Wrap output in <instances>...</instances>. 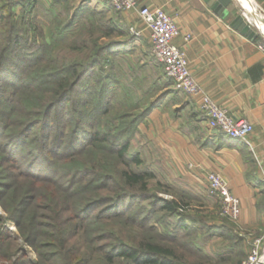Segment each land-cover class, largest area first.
I'll return each instance as SVG.
<instances>
[{
    "label": "trees",
    "instance_id": "16d2710c",
    "mask_svg": "<svg viewBox=\"0 0 264 264\" xmlns=\"http://www.w3.org/2000/svg\"><path fill=\"white\" fill-rule=\"evenodd\" d=\"M75 1L0 3V264H196L188 260L205 259L200 246L178 242L196 233L189 196H170L159 180L158 192L151 191L156 176L129 151L155 107L139 110L135 97L120 98L129 87L119 85L114 60L131 51L134 37L118 15L109 16L107 0H99L102 11ZM41 2L47 33L37 13ZM151 61L161 76L146 91L167 96L172 82L152 55ZM115 98L120 106L110 113ZM7 224L32 248L31 260L13 252ZM127 224L144 235L125 238L119 230ZM157 224L169 230L165 236ZM218 226L228 244L245 246ZM77 236L85 245H72Z\"/></svg>",
    "mask_w": 264,
    "mask_h": 264
},
{
    "label": "crops",
    "instance_id": "0c3cea01",
    "mask_svg": "<svg viewBox=\"0 0 264 264\" xmlns=\"http://www.w3.org/2000/svg\"><path fill=\"white\" fill-rule=\"evenodd\" d=\"M213 1L137 0V8L160 7L174 20L180 35L172 44L185 52L191 76L202 91L234 119L251 123L247 143L210 129L199 107L201 99L173 89L167 96L160 91L161 98L138 128L173 175L205 189L206 174L217 172L225 178L239 202L237 228L249 245L264 230V52L259 48L264 36L252 23L258 32L253 40L231 26L233 18L241 14L240 0H232L224 18L212 11ZM248 1L264 20V0ZM108 14L118 15L134 37V47L142 39L149 44L137 10L117 14L112 9ZM132 31L140 35L136 37ZM185 34L190 35L188 41Z\"/></svg>",
    "mask_w": 264,
    "mask_h": 264
},
{
    "label": "rangeland",
    "instance_id": "374dc122",
    "mask_svg": "<svg viewBox=\"0 0 264 264\" xmlns=\"http://www.w3.org/2000/svg\"><path fill=\"white\" fill-rule=\"evenodd\" d=\"M2 1L3 0H0V3ZM79 2H82V5L84 6H89L98 11H102L104 9L99 0H76L74 5L77 6L78 4H80ZM237 6L240 12L243 13L242 8L238 4ZM45 7V4L41 2V6L38 7L37 13L40 26L43 28L45 33H47L50 18L48 17V15L44 14ZM253 12H255L256 14L259 13L258 9L255 8L253 9ZM119 39L125 40V38ZM99 41L100 43H105L107 41V38H102ZM137 45L138 46L136 47L132 46L131 51L126 53L127 55H121L114 61H116L115 64L117 65L115 71H117L116 73H118L117 75H119V85H127L126 87H129L127 91L124 92L125 94L123 92L121 93L120 98H126V96L124 95H128L127 100L131 102V99L135 97L136 100H139L141 102V108L139 110H142L149 104H155L156 101L161 98L162 92L160 91L151 98L150 95L152 94H148V92L146 91L152 89V84L154 82H156L157 87V83L159 82V80H157V77L161 76V71L153 66V63L151 61V49L148 42L142 39ZM107 65L109 68V63H107ZM148 87L151 88L149 89ZM116 89L117 87L113 90L111 89V91H115V93L117 92L116 95H118L120 93L119 91L121 90L117 91ZM152 92L154 91L152 90ZM119 106V102L116 101V98L115 100H112L109 107L110 113H113L114 109H117V107L119 109ZM128 106L131 105L128 104ZM138 131L139 134L137 133L134 137L131 138L129 151L132 154H138L140 156L142 160V166H140V169L151 172L156 176L155 179H152L150 181L149 189L151 191L158 192V189L160 188H156V181L159 180L162 183L161 187L163 188V190L165 189L170 196L179 194L181 192H184L189 196L188 200L190 202V210L187 213L195 219V222L193 224H189V227L190 229H194L196 233L195 235L190 237H183V239L178 242H181L183 244L187 241H192L193 239V241L202 249V252L205 255V259H189L188 262L191 263L192 261H194V263L196 264H241V262L249 253L250 245L244 242L245 246L240 244L241 246L233 247V245L228 244L227 241L221 238V230L219 228L217 229L216 227L218 225L225 226L226 229L230 230L232 235L236 234L244 238V234L240 230H238L236 224L222 215V205L220 201L217 198L209 195L204 187L199 185H191L184 177L173 175L170 167L167 166L162 159L161 153L156 151L154 144L145 140L144 136L140 133L139 128ZM126 204L127 202L124 203V206ZM1 218H4V213L0 207V219ZM117 225L118 224H114L113 226L110 225L109 227L118 232L119 226ZM121 226L122 227L119 231L122 232V234L127 239L134 238L136 234H141L142 236L144 235V233H142L143 230H139L137 226H132L129 224ZM157 226H159V228H157V232L163 236H165L166 232L169 231L161 228L160 224H157ZM207 226H211L210 228H212L211 236L209 238L207 237V233H209L207 230ZM6 227L9 236L16 240L15 245H17L18 250L16 249V251L14 250L13 252H24L26 258L31 260L34 257V252L32 248L23 245L22 241L17 237L15 225L7 224ZM206 230L207 233L205 232ZM228 233L229 232H227V235ZM72 241V245H85L84 242H82V238L79 236L73 238ZM86 249L90 250L92 249V247L87 246ZM236 253H239V255ZM95 264H98V262H95Z\"/></svg>",
    "mask_w": 264,
    "mask_h": 264
},
{
    "label": "built area",
    "instance_id": "2783aa9c",
    "mask_svg": "<svg viewBox=\"0 0 264 264\" xmlns=\"http://www.w3.org/2000/svg\"><path fill=\"white\" fill-rule=\"evenodd\" d=\"M107 1L114 11L120 13L137 10L142 26L148 31L154 61L162 67L175 90L185 93L188 97L201 99L199 107L208 127L247 143L248 134L252 131L251 123L244 118L234 119L225 108L205 94L191 76L185 52L172 44L173 39L180 35L174 20L160 7L137 8V0ZM132 33L136 37L140 35L139 31H132ZM189 39L190 35L185 34L184 40ZM259 48L264 52V41L260 42ZM204 183L208 194L220 201L222 215L236 224L240 211L239 202L230 192L225 178L217 172H211L206 174ZM249 245V253L241 264H264V230L259 236L253 238Z\"/></svg>",
    "mask_w": 264,
    "mask_h": 264
},
{
    "label": "water",
    "instance_id": "95a60500",
    "mask_svg": "<svg viewBox=\"0 0 264 264\" xmlns=\"http://www.w3.org/2000/svg\"><path fill=\"white\" fill-rule=\"evenodd\" d=\"M209 2L211 0H204ZM232 4V0H214L211 6L212 11L218 16L224 18L228 15V6ZM231 26L239 31L242 35L246 36L248 39H256L258 32L252 27L251 23L247 20L243 13L237 14L231 21Z\"/></svg>",
    "mask_w": 264,
    "mask_h": 264
},
{
    "label": "bare ground",
    "instance_id": "6f19581e",
    "mask_svg": "<svg viewBox=\"0 0 264 264\" xmlns=\"http://www.w3.org/2000/svg\"><path fill=\"white\" fill-rule=\"evenodd\" d=\"M239 6L247 11V20L250 23L257 25L261 34L264 36V20L259 16L260 13L256 14L255 12H253V8H251L248 0H240Z\"/></svg>",
    "mask_w": 264,
    "mask_h": 264
}]
</instances>
